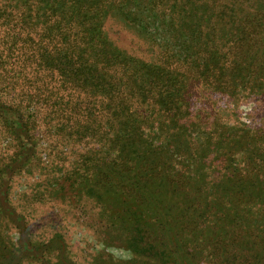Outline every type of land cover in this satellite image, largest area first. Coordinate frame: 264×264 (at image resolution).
I'll list each match as a JSON object with an SVG mask.
<instances>
[{"label": "trees", "instance_id": "1", "mask_svg": "<svg viewBox=\"0 0 264 264\" xmlns=\"http://www.w3.org/2000/svg\"><path fill=\"white\" fill-rule=\"evenodd\" d=\"M110 21L148 57L117 46ZM262 91L264 0H0V264H83L70 230L34 231L54 199L88 201L100 238L142 264H183L194 243L264 264L254 234L234 250L241 220L264 225V121L210 103Z\"/></svg>", "mask_w": 264, "mask_h": 264}, {"label": "rangeland", "instance_id": "2", "mask_svg": "<svg viewBox=\"0 0 264 264\" xmlns=\"http://www.w3.org/2000/svg\"><path fill=\"white\" fill-rule=\"evenodd\" d=\"M106 28L110 33L112 41L117 46L137 57H148L150 53L147 47L148 42H143L131 29L114 21L108 22ZM210 103H215L214 106L216 107L224 106L222 108H216V111L223 113V119H227L228 122H231V120H242L251 122V124H257L255 121L258 120L259 125H262L260 123L264 121V91L257 94L245 93L239 95V99L236 102L226 101L219 104V102L217 103L214 100V102L210 101ZM261 194V199L264 200V192H261ZM251 197H255V195ZM74 204H76L77 208L72 210L69 207L67 208V204L61 200L54 199V201L52 200L48 204L43 205L44 210L34 216L36 225L34 231H46L45 234L47 235V233H55L56 231H58L57 233L63 234L70 230L69 234L72 235L69 236V243L73 245L74 250L78 254L80 253L82 255L84 260L83 264H142L141 261L132 259V255L128 249L119 246L118 238H100V225L103 222V215L99 214L97 209L92 210L88 201H79ZM219 210L215 211L219 212ZM210 217H213V215ZM260 220L262 219L257 218L252 222L256 223L261 229L256 228L249 221L241 220L239 223L241 224L240 230H237L236 234L240 240L236 243L238 246L234 248L236 251H242L239 254H242L246 247L244 243L252 240L249 237L252 234L257 237L254 238L256 241L262 240L260 244L263 246V249L259 256L264 254V225H258ZM196 223H198V220ZM205 225H207L205 222L204 224L200 223L198 231L196 228H192L191 233L187 237L191 240L199 241L205 233H202V231H205L202 228ZM163 234L167 236V243L180 240V237L173 235L171 232L169 234L164 232ZM111 235L113 237L116 236L115 234ZM57 240L59 241L60 239ZM59 243H61V252H63L64 245L61 241ZM194 244L196 247L187 246L179 249L178 254H181L182 258L180 257L178 262L183 264H219L218 261L206 260L207 255H203V250L199 247L200 243Z\"/></svg>", "mask_w": 264, "mask_h": 264}]
</instances>
